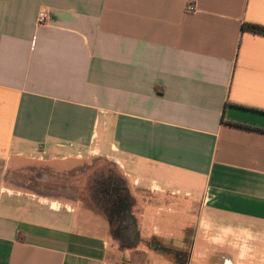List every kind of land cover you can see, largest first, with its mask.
Instances as JSON below:
<instances>
[{
  "label": "crops",
  "instance_id": "0c3cea01",
  "mask_svg": "<svg viewBox=\"0 0 264 264\" xmlns=\"http://www.w3.org/2000/svg\"><path fill=\"white\" fill-rule=\"evenodd\" d=\"M244 23L264 0H0V264H264V34ZM90 155L153 203L129 202L136 243L16 183Z\"/></svg>",
  "mask_w": 264,
  "mask_h": 264
},
{
  "label": "rangeland",
  "instance_id": "374dc122",
  "mask_svg": "<svg viewBox=\"0 0 264 264\" xmlns=\"http://www.w3.org/2000/svg\"><path fill=\"white\" fill-rule=\"evenodd\" d=\"M25 170L16 178L19 187L43 198L54 199L52 202L45 200L49 206L55 202L61 203L63 208L66 205L70 210L75 209L76 217L91 226L90 232H85V235L102 236L110 246L120 247L121 243L116 238L112 226L108 224L110 209L106 207L107 198L104 193L108 192L109 188L120 190L133 205L144 202L153 204L149 200L146 201L149 196L142 191L131 194L125 177L110 159L103 156L90 155L81 159L79 165L64 172H54L49 168L34 165ZM136 196L139 197L138 200ZM55 205L57 207V204Z\"/></svg>",
  "mask_w": 264,
  "mask_h": 264
},
{
  "label": "flooded vegetation",
  "instance_id": "af4514ba",
  "mask_svg": "<svg viewBox=\"0 0 264 264\" xmlns=\"http://www.w3.org/2000/svg\"><path fill=\"white\" fill-rule=\"evenodd\" d=\"M112 192L115 195L114 197L110 198ZM104 195L107 197L106 207L110 209L108 224L109 226H112L117 238H124V240L127 242L128 232L132 226V220L127 214L130 211L131 205L128 199H126L118 189L109 188L108 192L104 193Z\"/></svg>",
  "mask_w": 264,
  "mask_h": 264
},
{
  "label": "trees",
  "instance_id": "16d2710c",
  "mask_svg": "<svg viewBox=\"0 0 264 264\" xmlns=\"http://www.w3.org/2000/svg\"><path fill=\"white\" fill-rule=\"evenodd\" d=\"M243 29H246V30H249V31H252V32H255V33H260V34H264V27H261V26H257V25H253V24H248V23H244L242 25ZM114 193L112 192L110 198L114 197ZM107 198V197H106ZM107 200V199H106ZM161 251L163 253H166V254H169L171 255L173 253L172 250L168 249V248H160ZM174 255H177L176 253H174Z\"/></svg>",
  "mask_w": 264,
  "mask_h": 264
},
{
  "label": "built area",
  "instance_id": "2783aa9c",
  "mask_svg": "<svg viewBox=\"0 0 264 264\" xmlns=\"http://www.w3.org/2000/svg\"><path fill=\"white\" fill-rule=\"evenodd\" d=\"M187 10L188 11H193L194 7L193 6H189V7H187ZM44 22H45V14L43 12H39L37 14V17H36V24L40 26V25L44 24Z\"/></svg>",
  "mask_w": 264,
  "mask_h": 264
},
{
  "label": "water",
  "instance_id": "95a60500",
  "mask_svg": "<svg viewBox=\"0 0 264 264\" xmlns=\"http://www.w3.org/2000/svg\"><path fill=\"white\" fill-rule=\"evenodd\" d=\"M128 209H129V204H128ZM127 214H128V216H130L129 212ZM128 240L132 241V242L135 241V243L137 242V237H136V232H135V224H132V226L128 232Z\"/></svg>",
  "mask_w": 264,
  "mask_h": 264
}]
</instances>
